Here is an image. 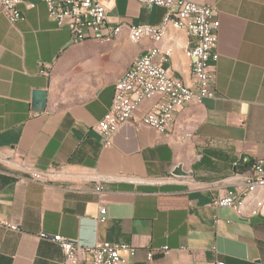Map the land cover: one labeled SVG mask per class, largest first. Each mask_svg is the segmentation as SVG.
Wrapping results in <instances>:
<instances>
[{"label":"crops","instance_id":"crops-1","mask_svg":"<svg viewBox=\"0 0 264 264\" xmlns=\"http://www.w3.org/2000/svg\"><path fill=\"white\" fill-rule=\"evenodd\" d=\"M189 1L217 7L215 96L185 103L171 130L159 133L139 122L158 99L153 94L110 147L94 126L115 82L152 41L133 42L125 26L109 41L72 40L41 0H22L15 23L0 11V218L17 226L0 225V264H62L59 245L41 232L82 245L136 246L121 264H143L145 250L165 245L154 264H264V208L239 217L212 204L237 183L239 156L264 157V0ZM164 13L138 0H109L107 9L115 24H157ZM193 44L171 28L155 41L170 52L171 75L189 85L185 49ZM37 89L47 91V102L34 113ZM178 164L191 174L172 175ZM254 196L264 201V189Z\"/></svg>","mask_w":264,"mask_h":264},{"label":"built area","instance_id":"built-area-1","mask_svg":"<svg viewBox=\"0 0 264 264\" xmlns=\"http://www.w3.org/2000/svg\"><path fill=\"white\" fill-rule=\"evenodd\" d=\"M46 4L49 18L58 28H65L73 39L83 40L85 36L114 34L118 26L133 29V42L143 38L152 41V46L134 58L126 70V75L115 82L113 96L103 117L97 121L94 130L99 135L103 146L113 144V136L119 128L133 118L135 109L153 94L158 99L150 109L143 113L139 122L153 128L159 133L171 130L175 112L185 103L197 99L215 96V64L219 58L217 51L218 34L214 16L217 13L215 2L196 3L189 0H138L144 7H162L165 13L157 24H131L127 21L112 23L108 20L109 0H41ZM22 0H0L2 11L11 23L22 18L18 5ZM31 8L33 2L26 3ZM139 25H147L148 33L138 35ZM163 28L185 30L194 38L189 47L192 52V68L190 70L191 85L171 75V69L165 65L168 53H160L155 48V34ZM194 87V88H193ZM4 156L0 152V157ZM233 166L238 178L233 188L227 189L213 200L214 206L227 207L239 217H253L262 214L264 201L254 196L259 189H264V157L239 156ZM31 178L38 180L41 176L32 173ZM100 192L101 187L97 186ZM250 194V202H242V195ZM107 211L106 206L99 205V214ZM98 220H102L99 217ZM0 225L16 229L0 218ZM40 237H48L56 242L63 255L62 264H121L125 257L134 256L136 246L119 241L95 242L82 245L75 240L60 234L48 235L44 232ZM168 247L145 250L143 264H154L156 252H165ZM216 264H224L216 262Z\"/></svg>","mask_w":264,"mask_h":264},{"label":"bare ground","instance_id":"bare-ground-1","mask_svg":"<svg viewBox=\"0 0 264 264\" xmlns=\"http://www.w3.org/2000/svg\"><path fill=\"white\" fill-rule=\"evenodd\" d=\"M123 27L124 26H118L117 30H116V32L114 34L85 36L83 40H85V39H93V40H97V41H109V40L113 39L118 33H120L122 31ZM127 28H128V37H129V39L133 40V29H131L130 27H127ZM166 29L167 28H163L162 30H158L157 31V33L155 34V41L159 42L162 39ZM147 33H148V26L147 25H139L138 35H146ZM74 40L81 41V39H74ZM157 50L160 53H168L170 55L169 51H160L158 48H157ZM185 55L191 60V62H190V70H191V68H192V52L189 49V47L187 49H185ZM125 75H126V71L124 72L122 77L125 76ZM121 78L118 79L116 82H119V80H121ZM114 87H115V84H114ZM248 195L249 194H243L242 195V202H246V197Z\"/></svg>","mask_w":264,"mask_h":264},{"label":"water","instance_id":"water-1","mask_svg":"<svg viewBox=\"0 0 264 264\" xmlns=\"http://www.w3.org/2000/svg\"><path fill=\"white\" fill-rule=\"evenodd\" d=\"M47 102V91L45 90H34L32 97V105L34 113H39L45 109ZM182 165L178 164L172 171V175L174 176H188L191 172H184L182 170Z\"/></svg>","mask_w":264,"mask_h":264}]
</instances>
